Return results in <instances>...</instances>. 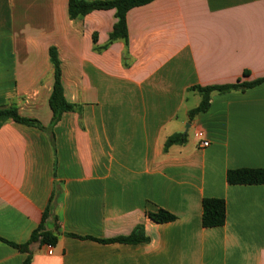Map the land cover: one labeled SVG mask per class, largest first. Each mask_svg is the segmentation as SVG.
Here are the masks:
<instances>
[{"label": "crops", "instance_id": "crops-1", "mask_svg": "<svg viewBox=\"0 0 264 264\" xmlns=\"http://www.w3.org/2000/svg\"><path fill=\"white\" fill-rule=\"evenodd\" d=\"M68 5L0 0V107L44 126H0V264H24L11 243L41 224L58 241L32 242L30 264H264V182L227 179L264 169V81L214 90L190 117L194 87L264 77V0H152L113 41L115 9L72 19ZM52 46L78 105L55 125ZM206 197L225 199L224 225L203 226ZM160 208L176 219L150 218ZM137 226L148 240H116Z\"/></svg>", "mask_w": 264, "mask_h": 264}, {"label": "trees", "instance_id": "trees-1", "mask_svg": "<svg viewBox=\"0 0 264 264\" xmlns=\"http://www.w3.org/2000/svg\"><path fill=\"white\" fill-rule=\"evenodd\" d=\"M152 0H69L68 10L69 16L72 19L80 18L93 10L97 9H115L117 22L114 25V29L111 33L110 40H116L118 38H127V12L139 5H143ZM50 57L54 66V85L49 99V104L53 112L52 124L57 123L64 112L73 111L78 109V105L70 102L65 95L64 84L62 81V68L61 60L59 58L56 47L50 48ZM264 81V77L257 79L253 82H244L236 84L226 85H209V86H197L203 99L200 105L190 111V117H193L196 113L205 111L210 106L211 93L214 90L225 91L232 88H247L254 86ZM8 120H15L20 123L37 126L44 128L42 123L35 118L26 117L20 114L19 108L15 105H8L0 107V126H2ZM187 141V135L182 133H176L171 135L166 143L165 150L172 144H183ZM227 179L230 184H247V183H263L264 182V169L262 168H239L231 169L227 173ZM47 215V213H45ZM150 218L158 223L170 222L176 219V215L170 211L160 208L157 212H150ZM227 207L226 201L223 198L218 197H206L203 200V215L202 223L204 227H216L222 226L226 222ZM40 240L41 242L55 245L58 241V236L51 231L44 229L43 224L39 226L33 233L31 238L24 244L11 243L13 246L19 248L21 251L27 252L28 255L24 261V264H30L31 257L29 254L30 244L34 241ZM116 240L123 242H140L148 240V237L144 233L142 226H137L131 235L127 237H120Z\"/></svg>", "mask_w": 264, "mask_h": 264}, {"label": "built area", "instance_id": "built-area-1", "mask_svg": "<svg viewBox=\"0 0 264 264\" xmlns=\"http://www.w3.org/2000/svg\"><path fill=\"white\" fill-rule=\"evenodd\" d=\"M196 136L198 137V139L200 141L199 145L201 147H206V146L210 145V140L206 137L204 131L198 130L196 132ZM49 253H52V249H49Z\"/></svg>", "mask_w": 264, "mask_h": 264}]
</instances>
